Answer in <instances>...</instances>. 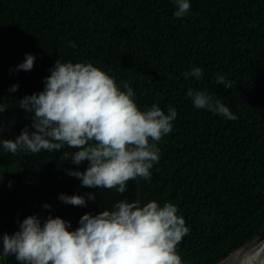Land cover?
Instances as JSON below:
<instances>
[{
  "label": "trees",
  "instance_id": "1",
  "mask_svg": "<svg viewBox=\"0 0 264 264\" xmlns=\"http://www.w3.org/2000/svg\"><path fill=\"white\" fill-rule=\"evenodd\" d=\"M189 2V12L177 18L173 0H0V97L7 110L0 138L34 131L33 114L19 100L44 90L57 59L91 62L122 90L127 81L141 110L154 103L165 113L175 108L173 129L157 144L159 163L143 181V203L177 206L189 229L177 248L182 259L216 264L264 238V0ZM29 53L34 67L20 70ZM194 67L202 76L185 78ZM220 75L231 88L217 83ZM189 89L219 99L238 118L196 108ZM64 151L76 149L14 155L0 144L2 235L20 230L16 213L24 204L60 202L61 193L75 191L81 181L67 173L86 170L88 162L64 160ZM89 193L97 198L86 206L29 207L21 221L59 216L74 230L85 213L137 200V181L123 194L83 187L79 195ZM0 264L21 262L0 257Z\"/></svg>",
  "mask_w": 264,
  "mask_h": 264
},
{
  "label": "clouds",
  "instance_id": "2",
  "mask_svg": "<svg viewBox=\"0 0 264 264\" xmlns=\"http://www.w3.org/2000/svg\"><path fill=\"white\" fill-rule=\"evenodd\" d=\"M175 17L190 10L189 0H173ZM70 46L75 47L72 43ZM36 57L29 53L18 65L30 71ZM45 79V87L19 100V106L32 113V127L13 139L0 138L4 150L17 154L63 152V159L76 165L88 162L86 170H69L82 186L115 189L123 194L129 181H150L151 169L160 160L158 142L173 129L177 110L168 112L158 105L141 110L127 81L123 89L115 78L91 62H61L57 59ZM185 78L199 79L202 69L194 67ZM217 83L231 88L223 75ZM13 85L10 91H16ZM194 106L218 113L228 120L238 117L228 106L205 91L189 89ZM6 105H0L3 113ZM2 127V122H0ZM59 200L73 206H86L96 194L67 195ZM50 207V205H45ZM172 203L161 206L156 200H120L98 214L85 213L79 227L51 215L42 223L28 216L14 234L4 233L0 257L15 255L21 264H182L177 251L188 233L183 216ZM238 264H264V243L242 255Z\"/></svg>",
  "mask_w": 264,
  "mask_h": 264
},
{
  "label": "water",
  "instance_id": "3",
  "mask_svg": "<svg viewBox=\"0 0 264 264\" xmlns=\"http://www.w3.org/2000/svg\"><path fill=\"white\" fill-rule=\"evenodd\" d=\"M0 105H5L3 100L0 97ZM3 120H2V127L0 129V135L2 134V132L5 130L6 126H7V110L5 108V110L3 111ZM84 186H82L81 182L78 184V186L76 187L75 191L71 194V195H75V194H80L82 188ZM137 199H139L142 203H143V181L141 182H137ZM45 205H50V208H55V207H62L65 205H68V203H64L62 201L60 202H55V203H43V202H31V203H27L24 204L23 206L20 207V209L17 211L16 213V223L20 229L22 221H21V213L22 211H24L25 209L29 208V207H45ZM2 232L0 230V242L2 245ZM261 243H264V238L262 239H258L255 238L253 240H251L250 242L246 243L245 245H242L241 247H238L237 249L233 250L229 255H227L225 258H223L221 261H219L216 264H238V260L239 258L242 257V255L250 250L255 249L256 247H258ZM3 247V245H2ZM6 258H10V259H16L15 255H8L6 256ZM182 264H187L185 260L182 259Z\"/></svg>",
  "mask_w": 264,
  "mask_h": 264
},
{
  "label": "bare ground",
  "instance_id": "4",
  "mask_svg": "<svg viewBox=\"0 0 264 264\" xmlns=\"http://www.w3.org/2000/svg\"><path fill=\"white\" fill-rule=\"evenodd\" d=\"M5 11V10H4ZM2 21V20H1Z\"/></svg>",
  "mask_w": 264,
  "mask_h": 264
}]
</instances>
